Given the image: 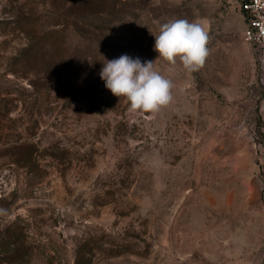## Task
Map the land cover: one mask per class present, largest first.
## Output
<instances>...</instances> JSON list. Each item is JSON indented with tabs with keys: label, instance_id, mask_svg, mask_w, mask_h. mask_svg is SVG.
I'll list each match as a JSON object with an SVG mask.
<instances>
[{
	"label": "rangeland",
	"instance_id": "obj_1",
	"mask_svg": "<svg viewBox=\"0 0 264 264\" xmlns=\"http://www.w3.org/2000/svg\"><path fill=\"white\" fill-rule=\"evenodd\" d=\"M176 19L209 35L191 76L154 50ZM245 27L239 0H0V238L21 264H264V50ZM124 54L157 59L167 106L105 87Z\"/></svg>",
	"mask_w": 264,
	"mask_h": 264
},
{
	"label": "clouds",
	"instance_id": "obj_2",
	"mask_svg": "<svg viewBox=\"0 0 264 264\" xmlns=\"http://www.w3.org/2000/svg\"><path fill=\"white\" fill-rule=\"evenodd\" d=\"M154 38L157 59L173 66L181 64L190 76L203 67L209 55V35L201 21H168L160 25ZM156 60L142 62L124 54L105 60L99 75L114 96L126 99L130 112L155 113L173 99V83L156 70Z\"/></svg>",
	"mask_w": 264,
	"mask_h": 264
},
{
	"label": "built area",
	"instance_id": "obj_3",
	"mask_svg": "<svg viewBox=\"0 0 264 264\" xmlns=\"http://www.w3.org/2000/svg\"><path fill=\"white\" fill-rule=\"evenodd\" d=\"M245 22L244 38L264 50V0H239Z\"/></svg>",
	"mask_w": 264,
	"mask_h": 264
},
{
	"label": "trees",
	"instance_id": "obj_4",
	"mask_svg": "<svg viewBox=\"0 0 264 264\" xmlns=\"http://www.w3.org/2000/svg\"><path fill=\"white\" fill-rule=\"evenodd\" d=\"M28 253L24 242L18 240V236L4 235L0 238V263L21 264L28 260ZM77 262L79 263V259Z\"/></svg>",
	"mask_w": 264,
	"mask_h": 264
}]
</instances>
